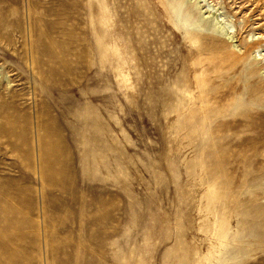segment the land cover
Segmentation results:
<instances>
[{"label": "rangeland", "instance_id": "rangeland-1", "mask_svg": "<svg viewBox=\"0 0 264 264\" xmlns=\"http://www.w3.org/2000/svg\"><path fill=\"white\" fill-rule=\"evenodd\" d=\"M208 2L0 0V264H264V0Z\"/></svg>", "mask_w": 264, "mask_h": 264}, {"label": "bare ground", "instance_id": "bare-ground-1", "mask_svg": "<svg viewBox=\"0 0 264 264\" xmlns=\"http://www.w3.org/2000/svg\"><path fill=\"white\" fill-rule=\"evenodd\" d=\"M198 1V3L202 6V7H206L207 9L205 10V11H207V10H209V8H212V7H214V5L213 4H211L210 2H208V0H197ZM204 4V5H203ZM212 10V9H211ZM215 12V11H214ZM217 14V13H216ZM214 15V14H213ZM212 15V16H213ZM219 14H217L215 17L217 18L216 20H218V19H220L219 18ZM222 16V15H221ZM214 17V18H215ZM220 20H224V18L222 17ZM218 22V21H217ZM222 22V21H221ZM222 27H224L225 28V30L226 29H230V28H232V26H231V24L228 22V21H226V22H224L223 21V23H222ZM229 33V32H228Z\"/></svg>", "mask_w": 264, "mask_h": 264}]
</instances>
